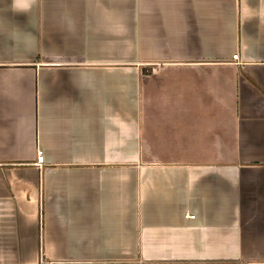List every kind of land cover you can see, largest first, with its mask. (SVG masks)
Masks as SVG:
<instances>
[{
    "label": "crops",
    "instance_id": "crops-1",
    "mask_svg": "<svg viewBox=\"0 0 264 264\" xmlns=\"http://www.w3.org/2000/svg\"><path fill=\"white\" fill-rule=\"evenodd\" d=\"M0 264H264V0H0Z\"/></svg>",
    "mask_w": 264,
    "mask_h": 264
},
{
    "label": "built area",
    "instance_id": "built-area-1",
    "mask_svg": "<svg viewBox=\"0 0 264 264\" xmlns=\"http://www.w3.org/2000/svg\"><path fill=\"white\" fill-rule=\"evenodd\" d=\"M239 58V55L238 54H235L234 55V59L236 60V59H238ZM44 161V155H43V151H39V153H38V155H37V163L38 164H40V163H42ZM191 217H194V215L193 216H191Z\"/></svg>",
    "mask_w": 264,
    "mask_h": 264
}]
</instances>
